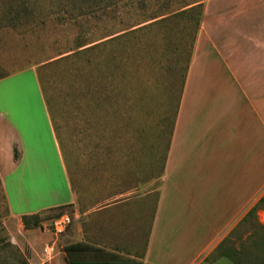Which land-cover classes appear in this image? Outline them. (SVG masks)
I'll use <instances>...</instances> for the list:
<instances>
[{"label": "crops", "instance_id": "crops-1", "mask_svg": "<svg viewBox=\"0 0 264 264\" xmlns=\"http://www.w3.org/2000/svg\"><path fill=\"white\" fill-rule=\"evenodd\" d=\"M184 10L194 27L168 143H69L35 69L0 77V264H69L79 241L142 264H234L216 249L264 197V0ZM60 211L73 221L56 236L42 226Z\"/></svg>", "mask_w": 264, "mask_h": 264}, {"label": "rangeland", "instance_id": "rangeland-1", "mask_svg": "<svg viewBox=\"0 0 264 264\" xmlns=\"http://www.w3.org/2000/svg\"><path fill=\"white\" fill-rule=\"evenodd\" d=\"M197 1L0 0V77L35 69L69 143H168L192 38L184 32L194 27L184 9ZM159 15L167 18L139 28ZM24 84L37 92L30 69ZM31 103L45 128L43 109ZM258 224L264 225V200L231 236L233 246L251 248L257 237L246 238Z\"/></svg>", "mask_w": 264, "mask_h": 264}, {"label": "trees", "instance_id": "trees-1", "mask_svg": "<svg viewBox=\"0 0 264 264\" xmlns=\"http://www.w3.org/2000/svg\"><path fill=\"white\" fill-rule=\"evenodd\" d=\"M263 200L264 197L259 202ZM258 206L259 204L247 213L242 220L243 223L250 221L255 216ZM64 212H54L44 216V218H54ZM42 218L38 215H24L23 221L28 226L31 221L38 224ZM236 230H233V233ZM254 234L257 239L250 244L251 248L245 242H240L239 247H234L230 238H225L217 247L215 257L225 256L234 264H264V225L258 224L257 231L252 232L246 239ZM64 250L69 264H142L139 260L122 258L83 241L67 244L64 246Z\"/></svg>", "mask_w": 264, "mask_h": 264}, {"label": "built area", "instance_id": "built-area-1", "mask_svg": "<svg viewBox=\"0 0 264 264\" xmlns=\"http://www.w3.org/2000/svg\"><path fill=\"white\" fill-rule=\"evenodd\" d=\"M73 221V216L70 212H64L50 220L42 226V228L52 231L56 236L62 235Z\"/></svg>", "mask_w": 264, "mask_h": 264}]
</instances>
